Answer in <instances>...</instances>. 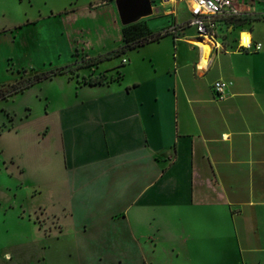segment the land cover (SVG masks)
Masks as SVG:
<instances>
[{"label": "crops", "instance_id": "obj_1", "mask_svg": "<svg viewBox=\"0 0 264 264\" xmlns=\"http://www.w3.org/2000/svg\"><path fill=\"white\" fill-rule=\"evenodd\" d=\"M169 1L151 0L153 15L141 20L149 27L150 20L168 16L171 25L151 30L173 32L134 49L147 61L140 66L125 58L132 50L122 54L121 63L137 69L136 79L124 80L123 72L113 90L96 100L115 109L88 114L107 136L105 152L96 149L102 158L81 163L82 188L105 202L101 214L121 213L130 228L142 212L146 224L151 214L169 233L176 227L177 237L168 239L170 256H183L187 264H264L263 46L248 50L236 33L224 44L217 38L222 47L212 42L203 64L201 47L192 43L190 5L158 13ZM185 22L191 27L180 32ZM243 34L264 45L253 31ZM168 39L173 47L142 50ZM219 79L232 82L223 99L213 90ZM84 151L89 157L93 145Z\"/></svg>", "mask_w": 264, "mask_h": 264}, {"label": "rangeland", "instance_id": "obj_2", "mask_svg": "<svg viewBox=\"0 0 264 264\" xmlns=\"http://www.w3.org/2000/svg\"><path fill=\"white\" fill-rule=\"evenodd\" d=\"M235 1L243 12L242 26L221 24L215 40L236 33L243 42V31H253L264 44V0ZM169 2H162L158 13H170L174 4L190 5L189 0ZM116 10L115 0H0V264H187L183 256H170L168 239L177 237L176 227L172 236L151 214L146 224L142 212L131 229L121 213L101 214L105 202L82 188L81 163L102 158L96 149L105 152L107 136V128L98 127L100 120L88 114L115 109L112 103L102 108L96 100L120 81L119 70L126 73L124 80H135L138 73L120 56L97 67L81 66L89 56L123 43ZM171 24L170 17L157 16L149 27ZM181 26L180 32L191 27L187 22ZM191 31L196 45L203 36L194 26ZM158 46L173 47L172 39L142 50ZM139 54L132 50L125 58L140 66L147 61ZM65 64H70L65 73L12 93L13 84ZM95 76H104L105 84L84 83L85 77ZM92 145L86 157L90 152L84 150Z\"/></svg>", "mask_w": 264, "mask_h": 264}, {"label": "trees", "instance_id": "obj_3", "mask_svg": "<svg viewBox=\"0 0 264 264\" xmlns=\"http://www.w3.org/2000/svg\"><path fill=\"white\" fill-rule=\"evenodd\" d=\"M243 16V12L240 13L238 16H224V15H218L214 18V21L216 23V31L220 29V25L224 24L226 27H229L230 25L236 26L235 28H238L242 26L240 24L241 18ZM264 20V15L262 18ZM257 20V19H255ZM234 28V29H235ZM215 31V33H216ZM241 32V29H240ZM171 31L169 29L164 30H158V31H152L148 25L145 24L142 25L140 20L133 22L131 24L125 25L123 28V43L114 49H111L104 53H99L96 55L89 56L87 61H85L84 64H81V66H96L99 65L101 62L112 59L116 56H121L124 53H127L130 50L139 49L142 46H145L150 43L159 42L164 37L169 35ZM233 33H230L228 37L232 36ZM223 41V37H219ZM238 39V38H236ZM218 40V39H217ZM225 40V39H224ZM220 41V42H222ZM224 44V41L222 42ZM245 48V47H244ZM124 65V63H123ZM70 64H65L63 66H59L55 69L49 70V71H42L40 73H37L33 76H29L27 79H25L23 82H17L14 85V89L12 90V93H16L19 91H22L26 89L27 87L33 85L37 81L51 78L55 74L59 73H65L68 71ZM80 66V67H81ZM119 73L122 74L121 79L124 77V74L121 70H119ZM105 77L104 76H95V77H85L84 83L87 85H103L105 84ZM129 88V87H128ZM7 94L3 93L2 96L5 97Z\"/></svg>", "mask_w": 264, "mask_h": 264}, {"label": "built area", "instance_id": "obj_4", "mask_svg": "<svg viewBox=\"0 0 264 264\" xmlns=\"http://www.w3.org/2000/svg\"><path fill=\"white\" fill-rule=\"evenodd\" d=\"M190 2V11L192 19L190 24L195 25L199 34L203 38H210L215 47H222L218 40H215L216 23L214 18L218 15L238 16L242 12L235 0H203L202 6L196 9L193 0ZM201 0H195V4H200ZM245 47L248 50L259 51L262 48V43H254L251 39ZM232 84L231 81L223 79L217 80L213 84V90L217 98L223 99L226 96L227 88Z\"/></svg>", "mask_w": 264, "mask_h": 264}, {"label": "water", "instance_id": "obj_5", "mask_svg": "<svg viewBox=\"0 0 264 264\" xmlns=\"http://www.w3.org/2000/svg\"><path fill=\"white\" fill-rule=\"evenodd\" d=\"M121 22L131 24L152 14L151 0H115Z\"/></svg>", "mask_w": 264, "mask_h": 264}, {"label": "bare ground", "instance_id": "obj_6", "mask_svg": "<svg viewBox=\"0 0 264 264\" xmlns=\"http://www.w3.org/2000/svg\"><path fill=\"white\" fill-rule=\"evenodd\" d=\"M196 42L202 49V63L203 64L207 63L208 59H209V54H210L211 49H212V41H211V39L208 37V38H203V39L197 40ZM248 42H249V40L247 41V43Z\"/></svg>", "mask_w": 264, "mask_h": 264}, {"label": "clouds", "instance_id": "obj_7", "mask_svg": "<svg viewBox=\"0 0 264 264\" xmlns=\"http://www.w3.org/2000/svg\"><path fill=\"white\" fill-rule=\"evenodd\" d=\"M193 2H194V6H195V8H196V9H199V7L202 6L203 0H201V3H200V4H195V0H193ZM242 35L244 36V42H245V40L248 41V40L250 39L248 35H245V34H242ZM244 46H245V47L248 46L247 42L244 43Z\"/></svg>", "mask_w": 264, "mask_h": 264}, {"label": "snow or ice", "instance_id": "obj_8", "mask_svg": "<svg viewBox=\"0 0 264 264\" xmlns=\"http://www.w3.org/2000/svg\"><path fill=\"white\" fill-rule=\"evenodd\" d=\"M245 42H247V41L245 40Z\"/></svg>", "mask_w": 264, "mask_h": 264}]
</instances>
